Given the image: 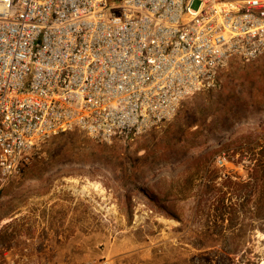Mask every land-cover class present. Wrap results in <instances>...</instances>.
<instances>
[{"label":"rangeland","instance_id":"rangeland-1","mask_svg":"<svg viewBox=\"0 0 264 264\" xmlns=\"http://www.w3.org/2000/svg\"><path fill=\"white\" fill-rule=\"evenodd\" d=\"M248 76L264 90V55L232 59L216 86L130 142H102L80 130L42 142L9 181L16 190L6 194L0 179V264H264V106L244 104L235 124L221 128L223 105L233 101L226 94L256 93L244 87ZM191 113L203 118L189 131L203 130L186 146V161L173 163L179 148H168V125ZM219 155L224 165L215 162ZM217 175L243 183L225 200L240 216L233 223L221 220L222 203L207 191Z\"/></svg>","mask_w":264,"mask_h":264},{"label":"built area","instance_id":"built-area-1","mask_svg":"<svg viewBox=\"0 0 264 264\" xmlns=\"http://www.w3.org/2000/svg\"><path fill=\"white\" fill-rule=\"evenodd\" d=\"M262 55L264 0H0V179L61 133L133 141Z\"/></svg>","mask_w":264,"mask_h":264},{"label":"trees","instance_id":"trees-1","mask_svg":"<svg viewBox=\"0 0 264 264\" xmlns=\"http://www.w3.org/2000/svg\"><path fill=\"white\" fill-rule=\"evenodd\" d=\"M259 80H253L251 78H249V76L245 79V81H243L244 87H246L248 85V83H250L252 85V87H256L257 91L255 94H253L252 96L250 95L249 99H242L241 96H238V94H236L235 91H230L228 92L226 95L229 97L228 99L233 100L231 101V103H226L225 105H223V110H224V117L221 120L222 123V127L221 128H231L234 124H235V118L237 116H240L241 112H239L240 108L244 105V104H249L250 105L253 103L255 104L256 108L259 110L263 109L262 105L264 103V90L262 87V84L259 85ZM248 89L251 90L252 87H249V85L247 86ZM226 89V88H225ZM223 97H220V99ZM252 101V102H251ZM224 104V103H223ZM238 110V111H236ZM200 118V119H199ZM201 118H203L202 116L199 117L196 114H187L184 116V118H178L175 121L171 122L168 125L167 128V135H166V143L169 144L170 149H172L173 151L176 150V148L178 149L175 152V158L173 159V163H177L178 160H182V162L186 161L185 158V153H186V146L188 144H190L192 142V138L197 134V133H201L203 128L200 126L198 127L195 131H189L191 127L197 125L199 126V123L201 122ZM189 132V133H188ZM195 145V144H194ZM194 155V153H191ZM140 158H133V162H131L132 164L135 163L136 161H138ZM132 161V160H131ZM172 162V161H171ZM216 174H219V170L216 169L215 170ZM15 176H11L9 177L6 182L8 183L7 185H5V190H6V194H10L12 193L14 190H16V187L13 186L11 184V182H9L12 178H14ZM216 178H218V175L213 178V181H210V183L208 184V192L211 193V198L214 199L217 203H222V212H221V220L222 221H226V220H232V223L234 222V220H238L240 218V216L238 214L232 215V211H230L229 209H231V207H228L227 210V205L225 204V200L227 199V193H229V189L232 190L233 188H235L236 186H242L243 183L239 182V181H232V179H230V177H228L226 180L224 181H216ZM134 185L136 187L139 188V182L140 181H133ZM226 190H224V188H226ZM236 190L238 189L237 187L235 188ZM150 195L152 196L151 199H155L157 201L160 200V197L157 195H152V193H150ZM162 200V199H161ZM233 207L236 206V204H231ZM166 211V214L169 216H173V217H177V214L175 213L174 209H173V204H165L162 206ZM234 210H236L234 208ZM2 218H0V222H1ZM237 222V221H236ZM240 232L236 234V236L238 237H243L244 234L246 233V228L243 227V225L239 228ZM213 234V232H210L209 235ZM223 256L226 257L227 255H229L230 251L228 250H223Z\"/></svg>","mask_w":264,"mask_h":264},{"label":"bare ground","instance_id":"bare-ground-1","mask_svg":"<svg viewBox=\"0 0 264 264\" xmlns=\"http://www.w3.org/2000/svg\"><path fill=\"white\" fill-rule=\"evenodd\" d=\"M198 150V148L196 147V148H192V149H190V151L189 152H191V153H194V152H196ZM180 162V161H179ZM98 187V186H97ZM101 187V186H100Z\"/></svg>","mask_w":264,"mask_h":264}]
</instances>
